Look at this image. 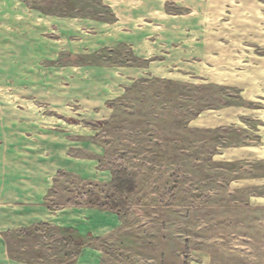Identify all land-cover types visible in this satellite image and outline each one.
I'll return each mask as SVG.
<instances>
[{
  "label": "rangeland",
  "instance_id": "374dc122",
  "mask_svg": "<svg viewBox=\"0 0 264 264\" xmlns=\"http://www.w3.org/2000/svg\"><path fill=\"white\" fill-rule=\"evenodd\" d=\"M2 147L0 264H264V0H0Z\"/></svg>",
  "mask_w": 264,
  "mask_h": 264
},
{
  "label": "crops",
  "instance_id": "0c3cea01",
  "mask_svg": "<svg viewBox=\"0 0 264 264\" xmlns=\"http://www.w3.org/2000/svg\"><path fill=\"white\" fill-rule=\"evenodd\" d=\"M5 149V150H4ZM11 161V152L9 151V148H0V165L3 167V165L9 164Z\"/></svg>",
  "mask_w": 264,
  "mask_h": 264
}]
</instances>
